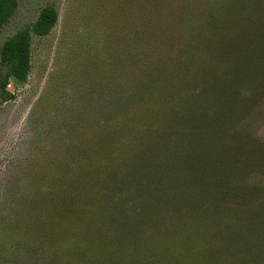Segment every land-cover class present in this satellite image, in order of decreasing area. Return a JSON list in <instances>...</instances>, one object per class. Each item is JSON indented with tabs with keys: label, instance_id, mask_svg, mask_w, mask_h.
<instances>
[{
	"label": "trees",
	"instance_id": "obj_1",
	"mask_svg": "<svg viewBox=\"0 0 264 264\" xmlns=\"http://www.w3.org/2000/svg\"><path fill=\"white\" fill-rule=\"evenodd\" d=\"M193 1L156 0L155 27L139 39L140 69L115 90L117 119L96 135L95 156L63 174L74 196L65 189L54 204L52 233L64 234L49 243L71 255L61 264H264V190L242 195L219 168L240 166L233 151L258 146L243 132L238 99L242 90L264 95V0H204L192 12ZM17 8L0 0V33ZM58 19L46 5L4 42L3 90L10 78L28 80L33 36L49 35ZM258 155L244 171L264 165ZM214 241L221 245L210 248Z\"/></svg>",
	"mask_w": 264,
	"mask_h": 264
},
{
	"label": "rangeland",
	"instance_id": "obj_2",
	"mask_svg": "<svg viewBox=\"0 0 264 264\" xmlns=\"http://www.w3.org/2000/svg\"><path fill=\"white\" fill-rule=\"evenodd\" d=\"M17 1L16 13L0 33V51L46 5L57 8L59 19L49 35L33 36L32 69L25 83L10 78L3 90L7 68L0 63V264H61V256L71 255L49 243L64 234L60 229L52 233L54 204L65 189L74 196L63 174H74L87 156H95L96 135H106L113 126L119 113L113 109L115 90L127 85L130 72L139 71V39L143 43L145 27H155L160 12L156 0ZM191 5L192 12L198 11L204 0ZM238 101L247 117L243 132H253L258 146L233 151L242 159L240 166L219 168L232 172V184L244 195L247 188L264 190V165L243 170L260 158L258 150L264 152V95L242 90ZM220 245L214 241L210 248Z\"/></svg>",
	"mask_w": 264,
	"mask_h": 264
}]
</instances>
